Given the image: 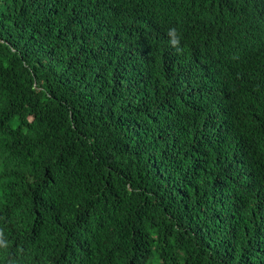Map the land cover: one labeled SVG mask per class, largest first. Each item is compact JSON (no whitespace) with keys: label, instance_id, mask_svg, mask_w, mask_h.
Returning a JSON list of instances; mask_svg holds the SVG:
<instances>
[{"label":"trees","instance_id":"16d2710c","mask_svg":"<svg viewBox=\"0 0 264 264\" xmlns=\"http://www.w3.org/2000/svg\"><path fill=\"white\" fill-rule=\"evenodd\" d=\"M214 1L176 47L174 0H0V264H264L263 7Z\"/></svg>","mask_w":264,"mask_h":264},{"label":"clouds","instance_id":"9594fccd","mask_svg":"<svg viewBox=\"0 0 264 264\" xmlns=\"http://www.w3.org/2000/svg\"><path fill=\"white\" fill-rule=\"evenodd\" d=\"M177 5V8L180 9L182 15L178 17V14H175L173 18H171L170 26L171 30L169 31L168 38L171 40L174 46L179 47L181 46L183 40L181 37V19L187 20H194L193 18L197 19L196 9L204 3H214V0H179L178 2L174 0ZM262 14L260 21L264 19V0H261ZM193 17V18H192ZM255 22V19H253ZM258 27H260L259 23L255 22ZM261 28V27H260ZM180 33V34H178ZM254 57V52H250L249 55L239 64L238 71L242 70L243 76L251 77L250 74V62Z\"/></svg>","mask_w":264,"mask_h":264}]
</instances>
